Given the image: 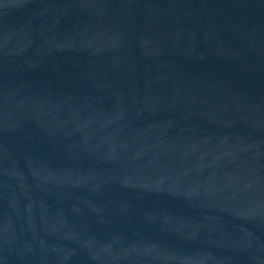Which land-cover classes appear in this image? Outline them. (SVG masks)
Here are the masks:
<instances>
[{
	"label": "water",
	"instance_id": "1",
	"mask_svg": "<svg viewBox=\"0 0 264 264\" xmlns=\"http://www.w3.org/2000/svg\"><path fill=\"white\" fill-rule=\"evenodd\" d=\"M0 264H264V0H0Z\"/></svg>",
	"mask_w": 264,
	"mask_h": 264
}]
</instances>
